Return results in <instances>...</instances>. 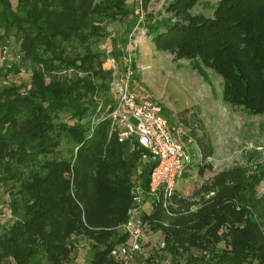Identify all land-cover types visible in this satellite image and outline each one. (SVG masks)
<instances>
[{
	"label": "trees",
	"instance_id": "16d2710c",
	"mask_svg": "<svg viewBox=\"0 0 264 264\" xmlns=\"http://www.w3.org/2000/svg\"><path fill=\"white\" fill-rule=\"evenodd\" d=\"M126 1L0 0V74L23 65L30 71L28 83L0 86V264H73L77 236L88 262L118 264L111 249L127 240L118 226L130 189L134 181L147 188L153 165L141 161L135 142L109 135L105 118L114 71L103 63L114 58L120 69L127 61V40L107 26L125 20L131 31L138 23ZM197 1L172 0L167 9L178 20L141 28L157 49L213 69L225 103L262 112L264 0H218L210 17L189 11ZM107 38L109 52L98 48ZM100 101L105 107L96 113ZM196 141L201 158L211 156L209 138ZM186 198L174 192L175 213ZM144 217L158 231L138 264H264V194L247 197L237 183L166 224L157 204Z\"/></svg>",
	"mask_w": 264,
	"mask_h": 264
},
{
	"label": "rangeland",
	"instance_id": "374dc122",
	"mask_svg": "<svg viewBox=\"0 0 264 264\" xmlns=\"http://www.w3.org/2000/svg\"><path fill=\"white\" fill-rule=\"evenodd\" d=\"M143 1H126L127 6L138 13V23L131 31L127 30L125 20L110 22L107 27L111 35L127 40L126 49L131 47V69L138 94L157 103L168 122L182 128L184 140H191L187 145L191 162L175 184V189L187 197L189 204L177 210L175 216L196 211L219 187H236V183L247 197L260 198L264 194V110L251 113L225 103L222 100V78L213 69L199 62L198 70L191 60L178 59L169 51L157 49L141 25L160 19L175 21L178 17L167 9L172 0H148L145 8ZM217 1L198 0L189 11L193 15L210 17ZM98 48L111 51V39L100 41ZM110 59L106 58L103 63L105 69H111ZM61 73L71 74L68 71ZM29 78L30 71L23 65L19 72L2 71L0 86L11 82L28 83ZM106 94L112 98L111 91ZM61 117L69 120L66 114ZM203 135L209 138L213 147L211 156L205 159L201 158L196 141V137ZM61 149L65 155L64 141ZM207 164L209 166H205L204 173L200 174L199 166ZM170 219L165 216L162 221ZM155 231H150L152 236L156 235ZM74 242V258L84 257L83 236L75 237Z\"/></svg>",
	"mask_w": 264,
	"mask_h": 264
},
{
	"label": "built area",
	"instance_id": "2783aa9c",
	"mask_svg": "<svg viewBox=\"0 0 264 264\" xmlns=\"http://www.w3.org/2000/svg\"><path fill=\"white\" fill-rule=\"evenodd\" d=\"M130 48L127 46V61L122 68L118 69L113 58L108 60L114 73L110 81L112 103L105 118L110 121L109 134L115 132L119 142H135L143 150L141 161L152 162L153 165L147 188L139 181H134L131 187L132 203L127 209L125 221L118 226L127 240L111 249V255L118 260V264H138L145 243L152 239L150 222L144 217V210L149 212L151 206L157 204L167 218L175 216L172 197L176 191V180L192 159L187 148L191 140H184L182 128L171 125L162 114L161 107L140 96L135 89ZM3 59L4 55L0 61ZM104 107L103 101H100L96 113L102 112ZM158 246L164 247V241L158 240ZM73 264L91 263L80 257L74 258Z\"/></svg>",
	"mask_w": 264,
	"mask_h": 264
}]
</instances>
